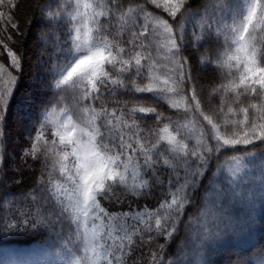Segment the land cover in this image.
Segmentation results:
<instances>
[{"label": "snow or ice", "instance_id": "1", "mask_svg": "<svg viewBox=\"0 0 264 264\" xmlns=\"http://www.w3.org/2000/svg\"><path fill=\"white\" fill-rule=\"evenodd\" d=\"M25 6L0 0V264H216L264 228V0Z\"/></svg>", "mask_w": 264, "mask_h": 264}, {"label": "trees", "instance_id": "2", "mask_svg": "<svg viewBox=\"0 0 264 264\" xmlns=\"http://www.w3.org/2000/svg\"><path fill=\"white\" fill-rule=\"evenodd\" d=\"M44 0H26V6L21 11V18L27 17L29 19L35 14V8L29 10L27 5L42 3ZM53 4L57 2V0H51ZM240 0H233V3H238ZM196 21L193 22V27L196 26ZM29 28L25 26V32H28ZM63 37V31L60 28H53L49 31L47 35V39L44 41H40V43L48 48H51L56 40V37ZM22 46L25 42H21ZM36 41L31 37L27 40L28 47L24 49L28 52L30 57L35 55L34 45ZM31 63V60H29ZM33 69L26 66L24 70V74L21 78V82L19 84V91L15 95L13 105L11 107V132H12V153L15 155L18 149L16 148V144L19 143V137L17 133L21 131V122L25 119V114L29 112L28 105L33 101V94L36 89L33 87L35 82V77L32 75ZM212 73L201 72V82L207 86V82L212 79ZM65 103L69 106H72L75 102L72 97L69 95L65 100ZM167 115L173 116L174 119H182L183 122L187 123L191 120V117L184 118L183 114H177L176 110H168L166 112ZM11 167L21 168L26 172V175L23 177L22 183L25 186L30 185L35 179L32 172H28L24 169V166L20 163L18 157L16 159V163L11 165ZM38 171V170H37ZM150 206L153 203L151 198L147 201ZM27 247L31 248H47L48 244L44 241L43 238H38L35 242L27 245ZM234 256H242L246 260H252L253 264H264V228H257L251 237L247 239H241L239 241L233 242V251L226 252L224 254L218 255L214 257L216 264H231V261Z\"/></svg>", "mask_w": 264, "mask_h": 264}]
</instances>
